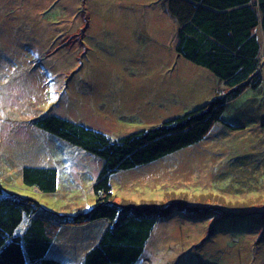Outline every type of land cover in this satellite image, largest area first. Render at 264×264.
<instances>
[{
  "label": "rangeland",
  "instance_id": "obj_1",
  "mask_svg": "<svg viewBox=\"0 0 264 264\" xmlns=\"http://www.w3.org/2000/svg\"><path fill=\"white\" fill-rule=\"evenodd\" d=\"M167 2L0 0V186L56 214L88 210L105 160L34 118L58 114L115 139L227 93L224 80L177 52ZM260 72V87L227 101L202 140L112 174L120 203L181 199L207 214L155 215L148 259L137 264H264V59ZM25 166L56 167L57 192L27 186ZM60 237L51 253L83 264L78 227H64Z\"/></svg>",
  "mask_w": 264,
  "mask_h": 264
},
{
  "label": "trees",
  "instance_id": "obj_2",
  "mask_svg": "<svg viewBox=\"0 0 264 264\" xmlns=\"http://www.w3.org/2000/svg\"><path fill=\"white\" fill-rule=\"evenodd\" d=\"M166 8L177 22V52L207 67L231 88L200 107L115 139L103 130L58 114L34 118L37 126L102 157L105 163L92 185L95 204L75 214H56L36 198L0 186V264H66L50 252L58 229L89 222H96L97 229H101L100 220L107 221V226L86 252L82 248L83 264H137L147 251L155 215L167 216L173 211L197 219L207 215L181 199L164 206L127 200L120 203L115 200L111 176L202 140L221 120L227 101L248 88L260 87L264 0H168ZM226 125L241 128L231 122ZM248 157H240L245 159L241 168ZM22 178L27 186L44 193L58 190L56 167L25 166ZM82 236L87 246L89 235Z\"/></svg>",
  "mask_w": 264,
  "mask_h": 264
},
{
  "label": "crops",
  "instance_id": "obj_3",
  "mask_svg": "<svg viewBox=\"0 0 264 264\" xmlns=\"http://www.w3.org/2000/svg\"><path fill=\"white\" fill-rule=\"evenodd\" d=\"M96 223V222H95ZM94 222H89V223H86V224H84V225H81V227H79V226H77L78 227V231H79V233H82V234H84V233H86V234H88L89 235V238L87 239V246H85V248H83L84 249V252H86L87 251V249L89 248V247H91L97 240H98V238L100 237V235H101V232H102V230L107 226V221H103V220H100V222H99V225L102 227L101 229H97V226H96V224H95ZM98 225V226H99ZM69 226V225H68ZM64 227H66V226H61L59 229H58V231H57V234H56V236H53V238H52V243H51V246H50V252H52V245H53V243H54V241H55V238H57V239H60L61 237H60V233H62V230H63V228ZM81 230V231H80ZM55 235V234H54ZM62 237L63 238H65V235H63L62 234ZM82 239V238H81ZM89 245V246H88ZM52 254V253H51ZM52 255H56V254H52Z\"/></svg>",
  "mask_w": 264,
  "mask_h": 264
},
{
  "label": "bare ground",
  "instance_id": "obj_4",
  "mask_svg": "<svg viewBox=\"0 0 264 264\" xmlns=\"http://www.w3.org/2000/svg\"><path fill=\"white\" fill-rule=\"evenodd\" d=\"M262 31L264 32V30H262ZM262 47H263V46H262ZM262 49H263V48H262ZM261 125H262V122H261ZM141 259H143V257H142ZM147 259H148V258L145 257V258L143 259V262H144L145 260H147Z\"/></svg>",
  "mask_w": 264,
  "mask_h": 264
},
{
  "label": "snow or ice",
  "instance_id": "obj_5",
  "mask_svg": "<svg viewBox=\"0 0 264 264\" xmlns=\"http://www.w3.org/2000/svg\"><path fill=\"white\" fill-rule=\"evenodd\" d=\"M24 227V225H21V229ZM19 231V230H18Z\"/></svg>",
  "mask_w": 264,
  "mask_h": 264
}]
</instances>
